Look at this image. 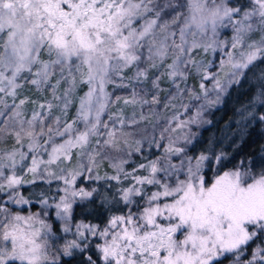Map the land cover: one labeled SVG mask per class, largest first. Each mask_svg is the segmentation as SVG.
Instances as JSON below:
<instances>
[{
	"label": "snow or ice",
	"instance_id": "snow-or-ice-1",
	"mask_svg": "<svg viewBox=\"0 0 264 264\" xmlns=\"http://www.w3.org/2000/svg\"><path fill=\"white\" fill-rule=\"evenodd\" d=\"M264 0H0V264H264ZM264 152V149H262Z\"/></svg>",
	"mask_w": 264,
	"mask_h": 264
},
{
	"label": "trees",
	"instance_id": "trees-1",
	"mask_svg": "<svg viewBox=\"0 0 264 264\" xmlns=\"http://www.w3.org/2000/svg\"><path fill=\"white\" fill-rule=\"evenodd\" d=\"M247 89L233 91L231 97L209 116L212 124L201 129L200 146L212 141L217 149H223L236 158L251 156L259 158L264 149V125L253 123L246 134L241 135L235 123L236 109L245 102ZM250 95V93H247Z\"/></svg>",
	"mask_w": 264,
	"mask_h": 264
}]
</instances>
